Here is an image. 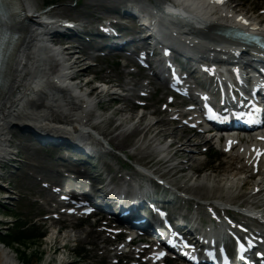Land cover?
Masks as SVG:
<instances>
[{"label": "bare ground", "instance_id": "6f19581e", "mask_svg": "<svg viewBox=\"0 0 264 264\" xmlns=\"http://www.w3.org/2000/svg\"><path fill=\"white\" fill-rule=\"evenodd\" d=\"M199 1L200 3H198V5L201 4L202 6H205V0ZM6 2L7 0H3L4 4ZM16 2L19 3L20 8L28 12V15L24 14L18 20V22L20 23V33L16 36L14 45L9 52L5 71L2 77V83L0 84V156H10L13 154L6 150L5 143L7 140L9 141V139L7 138V132L5 131L8 127V122L13 120V117L18 118V122H23L25 120L20 119L19 117H23L24 115H28L30 113L36 114L39 118L43 119H48L44 118V116H50L49 120L60 122L62 124H71L72 129L74 130L76 129L74 125H77L78 123V125L80 126L89 119V114L81 110V106L76 103L75 99L72 98L69 91H59L57 93H54L55 89L51 85V81L46 84L42 90L30 92L33 85L37 86L40 84L35 83L37 79L32 80V78L37 75L36 73H40L41 71H43V68L41 66L43 60L47 61V59L50 58L53 61V63L51 64V68H53V65H55L54 68L60 67V72L54 75L58 77L62 76L61 74L63 73L67 78L71 73H73L76 76V79H78V77H81L88 70H81V68L76 71L74 70L77 65H80L83 61H85V57L81 56V54H78L76 47L65 46L64 48H59L56 50L47 47L46 39H44L43 34H40V32H38L35 28V26H37V23L35 22L36 19L30 14V12L33 11V4L29 0H16ZM208 3L212 4V1L208 0ZM98 9H100V7L96 6V10ZM201 13L202 7L199 11L200 15ZM221 13L222 12H218V10L211 11V9H209L203 13V16H205L206 21H213L214 17L221 16ZM10 19L13 20L14 17L11 16ZM97 19L98 17L96 18V20ZM72 80L75 79L72 78ZM75 86L76 89L80 91V93H85L83 96L86 98L87 92H89L90 89H88L87 87L84 88L79 81L75 82ZM29 92L31 93V95H33V98H29V106L31 105L33 107L35 104L40 103V106L43 108H39L36 110L32 109V111H29L28 108H24V110L19 108L18 102L20 101L21 96L29 95ZM60 94H62L63 96ZM88 94H92V90ZM61 96L63 98H61ZM98 98H102L101 93H99ZM94 103L95 100H91L90 98L85 101V104L88 105V107L90 106V104L93 106ZM75 110H77L79 113L75 114ZM122 112V110L117 111L118 114H121ZM136 117L129 116L128 118L123 120L133 121L139 119V117ZM121 125L122 124H120V126ZM157 125V123L149 124L142 130H147L148 132H150ZM140 130L141 129L139 127L138 129H136V132H139ZM174 130L175 131L165 128L164 131H161V133H165L162 135H166L169 138L173 137L177 144L181 141L180 134L178 133L179 129ZM145 134L148 135L147 133ZM182 139L184 138L182 137ZM183 142L184 144H179L181 146H179L178 148V154L186 155L185 158H187V163L184 164L187 166L185 167V171L193 170L195 169L197 164L201 163L199 161L200 158L198 159L194 155V151L197 150V148L193 147L194 138L190 139L189 137H186ZM148 162H153V159L148 158ZM232 166L233 165L231 164V169ZM245 171L246 170H244L243 172ZM260 173L261 172H259V174ZM186 176L188 177L190 176V174L186 173ZM208 176L212 175H203L201 179L206 178V183L208 184L214 183V187H212L211 185H209V187H212L217 191H222L223 189H225L226 185L231 186V184L235 181H227L225 179L216 181L215 178H209ZM222 182L225 183V186L220 185ZM146 207L147 205L144 204L143 209H145ZM52 239H54V235L50 236L48 243L51 242ZM56 249V252L60 250L59 248ZM57 262L58 264H64L63 259H58ZM0 264H19L16 256H14L12 251L6 246H2L1 244Z\"/></svg>", "mask_w": 264, "mask_h": 264}, {"label": "rangeland", "instance_id": "374dc122", "mask_svg": "<svg viewBox=\"0 0 264 264\" xmlns=\"http://www.w3.org/2000/svg\"><path fill=\"white\" fill-rule=\"evenodd\" d=\"M31 1H32V3L40 4V6H43V4L46 2L50 3L51 1H53V2L57 1V2H61L62 5L67 10H69V8L73 7V4L75 3V1H78V0H31ZM96 1L97 0H83V2H86L87 4H91V3L96 2ZM241 1L244 2L243 0H241ZM242 2L238 3V6L240 9L243 10L244 6H245V8L248 7V4L246 5L245 3H242ZM54 9H56V8H54ZM80 9H82V7L78 8V10H80ZM73 15H76V14H73ZM109 61L110 60H107V62H109ZM86 65H87V61L84 62L78 68H81V67L86 66ZM118 69H119V67L114 66L113 64H111L109 66L107 64H105V65H101V66L97 67L95 70L93 68H91V72H89L90 70H88L85 73V75L90 77V78L101 79L105 82H107V80H109L111 83L113 82V84H116L119 82V84H122V86L124 88L129 89L130 88L129 81L126 79L125 76H118L120 74V72L117 71ZM96 85H97L96 83H93V86H96ZM98 92H99V90L96 88V93H98ZM102 106L103 107H109V108L111 107L113 109V111H115V112L117 110V109L115 110V107L126 108V109L129 107L127 105H124V103H120L119 105H117V102L110 103L108 101L103 102ZM130 108L131 107H129V109ZM152 110H157V108L154 106L152 108ZM111 112L112 111L110 110L106 115L110 116ZM123 116H126V117L134 116V117H136L137 113L132 115L131 112L127 111L126 113L123 114ZM163 117H164V115H161L158 117V119H161ZM105 125H108L112 129L116 128V123H114V125L112 126L110 124V122L108 123V121H107V123ZM144 126H145V122H144ZM125 130H126V127L123 126V127L119 128L117 133H119L121 131H125ZM154 133H156V132L155 131L152 132L153 135H154ZM152 134H151V136H152ZM113 135L114 134H112L111 136H113ZM12 139L14 140V142L11 141L10 143L13 144V146L12 147L9 146L8 148H10L12 151H19V154H20L19 158H22L25 162L22 164L20 161L15 162L16 164H19V165L21 164L20 169L19 170L12 169L15 172L12 174H8L7 172H5L7 177L3 178V180H1L2 184L6 185L7 188H9V189H5L6 193L8 195L14 197L15 199L9 200L12 203V205L3 206L2 205L3 203L0 202V212L3 213V215L0 216V218H5L7 220L13 221L15 219V218H13L14 215L20 214L22 221L32 222L34 219V216L38 215L39 212H44V208H46L40 202V201H43L42 198H46L48 195L47 191L42 186V184H43L42 181H45L43 177H45L47 179H55V177H54V175L47 173L40 168L30 166L27 162L38 164V163H40V161H39L40 158H42V159H44V158L38 157V156H32V151H29V150L27 151L24 148L20 149L19 147H17V144L15 143V141L17 139H20L19 137L16 138L13 136ZM27 144H30V143H27ZM67 182H70V181L67 180ZM197 192H201V191L197 190ZM40 197H42V198H40ZM39 222L41 223V226L47 225L48 229H46L45 231H47V234H49V235H47L48 240H49L51 235H54V239H52L51 242L48 243V241L42 240L41 238L34 239V240L22 241L20 243H14L13 241H5V244L8 246L7 248H9L12 251V253L17 257L20 264H39L38 260L42 257L41 255L44 251H51L52 252L50 257L53 258V262L51 264H58V262H57L58 259H63L65 264H91L89 262H84L83 260H80L78 262V260L75 258V256H73V254H70V253L68 254V251L64 250L63 246H64L65 238L61 235L58 236L57 230L53 228L55 226L50 224L51 221H49V222L48 221H40V219H39ZM11 223L12 222H8V223H5V225H10ZM5 228H8V226H5ZM83 236H84V234L80 235V237H83ZM0 241H1V239H0ZM85 244L86 243L82 242V245H85ZM87 247L89 249V246H87ZM56 248H59L60 250L56 252V250H57ZM29 250L34 252V253H32L31 256L27 252ZM89 255H95V254H94V252H90ZM96 256H97V258L101 259L105 256V252H102L100 255L97 254ZM111 257H112V255L110 254V259H111ZM94 264H98V263L94 262ZM110 264H112V263H110Z\"/></svg>", "mask_w": 264, "mask_h": 264}, {"label": "snow or ice", "instance_id": "6c2138e0", "mask_svg": "<svg viewBox=\"0 0 264 264\" xmlns=\"http://www.w3.org/2000/svg\"><path fill=\"white\" fill-rule=\"evenodd\" d=\"M214 2L217 3V4H223L224 3V0H214ZM238 19L241 20L245 24L248 23V21L247 20H244L243 17H238ZM165 52L167 54L168 50H165ZM236 54L239 55V53H236ZM237 72H238V69H237ZM209 110L211 111V109H209ZM255 111L256 112H259V111H261V109L260 108H256ZM249 115H251V113H249ZM212 118H217L216 113L213 112ZM262 139H264V137H262ZM229 143L231 145V142H229ZM254 151H255V149H254ZM258 155H264V152H259ZM257 191H259V189H257ZM168 243L174 244V241L172 239H169ZM237 243H238L239 249L241 251L245 250V244L244 243H240V239L239 238L237 240ZM188 246L189 245H187V243H185V247H188ZM159 255L162 257L163 255H165V253H160ZM260 255H264V253H261ZM192 259H196V258L195 257H192ZM241 259H243V257H241Z\"/></svg>", "mask_w": 264, "mask_h": 264}]
</instances>
